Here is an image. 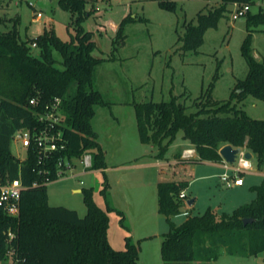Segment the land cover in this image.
Wrapping results in <instances>:
<instances>
[{"label":"trees","instance_id":"1","mask_svg":"<svg viewBox=\"0 0 264 264\" xmlns=\"http://www.w3.org/2000/svg\"><path fill=\"white\" fill-rule=\"evenodd\" d=\"M59 1L77 15L76 41H64L54 29L45 30L36 39H24L17 26L19 19L11 29L0 31V175L4 180L20 178L25 186L18 218L8 217L0 210V264H139L140 247L129 238L124 250L111 245L108 212L114 208L105 210L98 206L92 189L82 191L87 206L84 216L75 209L50 204L48 184L44 183L47 175L42 170L51 168L49 177L54 179L58 154L43 164L34 149L29 150L24 161L11 151L14 134L25 127H40L38 115L45 104L61 98L62 122L57 127L63 130L67 152L77 158L92 154L93 170L107 166L105 151L92 125L96 106L105 105L100 91L94 87L95 69L105 59L93 55L96 43L91 32L82 26L86 0ZM235 3L253 6L256 0H221L218 7L200 12L197 23H186L184 34L178 38L182 50L197 52L207 30L217 28ZM160 4L172 11L177 5L167 0ZM246 17L248 34L241 49L249 71L245 79L238 81L231 99L213 101L211 85L192 106L179 96L161 102L135 103L143 143L159 146L163 152L182 131L183 138L197 153L189 162L221 163L220 149L230 144L246 148L256 155L259 165L264 163V119L252 118L237 106L248 96L264 101V58L257 60L251 48L253 32L260 26L264 30V10H250ZM135 20L131 15L122 20L119 40H124L126 26ZM33 43L40 49V56L32 53ZM54 49L62 54L60 62L53 56ZM33 97L39 101L37 106L30 105ZM232 97L237 103H233ZM194 106L196 110L191 111ZM34 182L38 185L33 186ZM187 187V181L177 180L161 181L157 186L158 209L170 225L162 241L164 264H214L221 246L230 254L264 252V182L252 187L257 193L254 200L232 213L219 214L208 208L203 214L188 212L186 219L176 224L173 217L186 204L180 193ZM105 190L106 187L104 193ZM244 218L252 221L244 224ZM9 230L15 237H8Z\"/></svg>","mask_w":264,"mask_h":264},{"label":"rangeland","instance_id":"2","mask_svg":"<svg viewBox=\"0 0 264 264\" xmlns=\"http://www.w3.org/2000/svg\"><path fill=\"white\" fill-rule=\"evenodd\" d=\"M161 1L86 0L82 26L91 32L96 43L93 55L105 59L94 73V87L105 105L96 106L92 125L105 151L107 166L84 172L83 165L75 160L76 168L67 172L68 178L48 184L50 204L75 209L80 216L87 212L83 189L93 190V199L101 208L113 207L108 212L109 241L115 249L124 250L129 238L140 247L139 264H164L162 241L170 225L158 209L159 181L190 183L187 195L188 199L195 198V203L182 207L181 213L173 217L176 224H181L188 212L203 214L208 208L219 214L232 213L254 200L257 193L252 187L264 182V163L259 165L254 154L249 159L252 169L240 174L244 185L228 186L221 176L233 174L223 164L189 162L182 156L181 161L178 159L182 147H186L182 131L163 152L159 146L141 141L135 103L161 102L179 96L192 106L211 85L212 100L227 101L249 71L241 49L248 34L247 17L234 20L228 12L217 28L207 30L197 52H184L182 42L177 41L184 34L186 23L196 24L200 12L218 7L221 0H167L176 2L174 11L163 8ZM261 7L264 10V1L256 0L252 13ZM129 15L136 20L126 26L124 40H119L118 27ZM76 17L59 0H0V31L11 29L19 19L17 26L24 39H36L45 30L54 29L64 41H76ZM31 47L32 53L40 56V49L32 44ZM251 48L255 58L262 61L263 26L253 32ZM53 56L62 60L57 49ZM232 100L237 103L236 98ZM237 106L252 118L264 119L263 100L248 96ZM195 110L196 106L191 108ZM11 151L17 157L25 156L14 139ZM76 188L81 191L75 192ZM218 250L214 264H264V252L230 254L225 246Z\"/></svg>","mask_w":264,"mask_h":264},{"label":"built area","instance_id":"3","mask_svg":"<svg viewBox=\"0 0 264 264\" xmlns=\"http://www.w3.org/2000/svg\"><path fill=\"white\" fill-rule=\"evenodd\" d=\"M30 6L33 5L30 4ZM232 8L231 17L232 19L237 20L241 17H246L252 8V5L249 3H235L232 5ZM35 15L41 17V13ZM32 46L37 47V44L33 43ZM38 102L39 101L36 97L30 99V105L32 106H37ZM38 121L41 124L40 127H25L18 130L14 134L13 139L18 141L24 149L25 156L19 157L21 161L27 159L30 149L36 151L39 163L43 164H47L48 161L52 160L54 154H58L54 164L55 178L51 179L49 177L52 173V169L45 167V169L42 170V173L47 175L44 183L49 184L53 181L68 178L67 172L76 168L75 160H78L83 165L84 172L93 170L92 154L85 153L81 158H77L67 152V140L64 138L62 128L57 127L62 122L61 98H56L55 100L46 103L43 112L38 115ZM245 149L241 148V152L236 156L234 163H229L223 159L222 164L224 165V168L231 171L233 174L231 176L225 173L221 176L222 181L226 182L228 186H231L232 184L242 185L243 180L240 177L241 172L252 169L251 162L245 155L247 152ZM181 156L188 161L195 159L197 157L196 149L193 146L187 147L182 151ZM236 163L237 166H234ZM37 185V182L33 183V186ZM24 190L25 186L20 178L4 180L0 175V210L5 215L11 218H18L20 216V204ZM180 198L184 199L187 204L188 198L185 191L180 193ZM8 237H15V233L12 230H9Z\"/></svg>","mask_w":264,"mask_h":264},{"label":"water","instance_id":"4","mask_svg":"<svg viewBox=\"0 0 264 264\" xmlns=\"http://www.w3.org/2000/svg\"><path fill=\"white\" fill-rule=\"evenodd\" d=\"M241 152V148H235L233 147L232 145L228 144V145H225L223 146L221 149H220V155L223 157V159H225L227 162L229 163H234L235 162V159H236V156ZM246 157L248 159H250L252 157V153L250 151H247L245 153ZM194 198L192 199H188L187 200V205L191 206L193 205L194 203ZM252 219L251 218H244L243 219V222L244 224H247L248 222H251Z\"/></svg>","mask_w":264,"mask_h":264},{"label":"crops","instance_id":"5","mask_svg":"<svg viewBox=\"0 0 264 264\" xmlns=\"http://www.w3.org/2000/svg\"><path fill=\"white\" fill-rule=\"evenodd\" d=\"M185 145H186V147L185 148H187V147H190L191 146V144L188 142V141H185ZM183 148L184 147H182V149H181V152L179 153L180 155H179V160L181 161V155H182V150H183ZM184 148V149H185ZM178 156V155H177ZM202 163H214V162H209V161H204V162H202ZM218 164H222V162L221 163H218ZM177 181H187L188 182V187L190 186V183H189V181L188 180H177ZM160 182V181H159ZM158 182V183H159ZM235 185V184H234ZM244 185V182H243V184L242 185H237V186H243ZM187 187V188H188ZM187 188H186V190H184L185 191V193L187 194ZM81 191V188H76L75 189V192H80ZM187 197H188V195H187ZM195 199V198H194ZM196 200V199H195ZM195 200H194V203H195ZM194 203H193V205H194ZM193 205H191V206H193ZM189 206V205H188ZM190 206V207H191ZM187 211H188V208L186 209ZM190 210V209H189ZM188 214V213H187Z\"/></svg>","mask_w":264,"mask_h":264}]
</instances>
